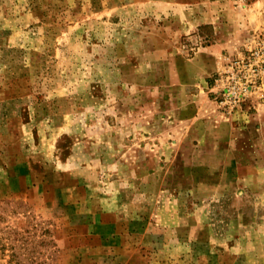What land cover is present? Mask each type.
Segmentation results:
<instances>
[{
	"label": "rangeland",
	"instance_id": "rangeland-1",
	"mask_svg": "<svg viewBox=\"0 0 264 264\" xmlns=\"http://www.w3.org/2000/svg\"><path fill=\"white\" fill-rule=\"evenodd\" d=\"M0 264H264V0H0Z\"/></svg>",
	"mask_w": 264,
	"mask_h": 264
},
{
	"label": "built area",
	"instance_id": "built-area-1",
	"mask_svg": "<svg viewBox=\"0 0 264 264\" xmlns=\"http://www.w3.org/2000/svg\"><path fill=\"white\" fill-rule=\"evenodd\" d=\"M256 71H258V70H256ZM238 89H239V87H237V83L236 84L231 83V84H229L228 88L226 89L227 90L226 92L230 95V97L235 99V98H238L240 93H241V91L239 92Z\"/></svg>",
	"mask_w": 264,
	"mask_h": 264
}]
</instances>
